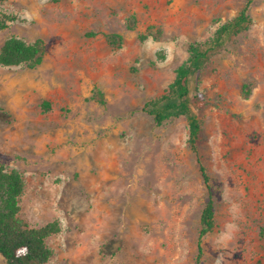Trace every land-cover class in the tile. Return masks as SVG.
Masks as SVG:
<instances>
[{"label": "rangeland", "instance_id": "obj_1", "mask_svg": "<svg viewBox=\"0 0 264 264\" xmlns=\"http://www.w3.org/2000/svg\"><path fill=\"white\" fill-rule=\"evenodd\" d=\"M244 2L0 4L1 19L15 18L5 19L0 49L12 36L46 46L35 69L0 67V166L25 182L20 217L29 227L59 224L47 264H196L210 195L217 227L202 239L200 264H264V0L192 85L210 102L194 108L203 127L196 153L185 116L157 126L144 112L189 47L212 43Z\"/></svg>", "mask_w": 264, "mask_h": 264}, {"label": "trees", "instance_id": "obj_2", "mask_svg": "<svg viewBox=\"0 0 264 264\" xmlns=\"http://www.w3.org/2000/svg\"><path fill=\"white\" fill-rule=\"evenodd\" d=\"M7 1L9 0H0V4ZM253 1L245 0L239 15L219 29L212 43L191 45L188 49L189 60L177 70L175 81L164 94L144 107V112L154 117L157 126H161L170 118L185 116L189 124V144L195 153L198 150L203 127L194 113V108L197 103L209 106L210 102L203 93L197 89L193 90L192 85L199 83L203 74L211 70V59L221 49L223 38L227 35H239L248 29L251 23L249 10ZM6 18L8 21L15 20L8 16L0 18L1 31L8 29ZM153 30L154 27L148 28L150 33H153ZM161 34L162 32L158 30L157 35ZM104 37L112 47H117L122 41L121 36L114 34H106ZM45 55L44 40L36 39L32 44H28L12 36L0 49V67L26 65L30 69H35L43 63ZM246 87L248 91L244 96L248 98L251 86ZM2 115L5 114L0 111V117ZM201 173L207 188L210 189L203 167H201ZM24 186L25 182L18 171L7 172L4 167L0 166V255L5 259L4 264H47L52 257L47 239L59 233L60 227L57 222H51L40 228H31L21 219L19 198ZM216 227L215 202L210 195L201 215L196 264H200L203 257L202 239L214 232Z\"/></svg>", "mask_w": 264, "mask_h": 264}, {"label": "clouds", "instance_id": "obj_3", "mask_svg": "<svg viewBox=\"0 0 264 264\" xmlns=\"http://www.w3.org/2000/svg\"><path fill=\"white\" fill-rule=\"evenodd\" d=\"M230 238H231L230 235H222V236L219 238V240H220L221 243L226 244L227 241H228ZM217 264H219V261H217Z\"/></svg>", "mask_w": 264, "mask_h": 264}]
</instances>
